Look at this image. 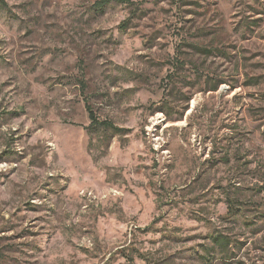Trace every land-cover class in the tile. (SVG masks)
<instances>
[{"label":"rangeland","instance_id":"374dc122","mask_svg":"<svg viewBox=\"0 0 264 264\" xmlns=\"http://www.w3.org/2000/svg\"><path fill=\"white\" fill-rule=\"evenodd\" d=\"M2 1L0 264H264V0Z\"/></svg>","mask_w":264,"mask_h":264},{"label":"trees","instance_id":"16d2710c","mask_svg":"<svg viewBox=\"0 0 264 264\" xmlns=\"http://www.w3.org/2000/svg\"><path fill=\"white\" fill-rule=\"evenodd\" d=\"M116 3V4H126V5H130L133 6L134 4L130 1V0H99L97 1L94 6L97 7L99 10H103L105 8H107L108 6H110L111 4ZM6 3L5 1L0 0V8L5 9L6 8ZM88 112H89V118L91 119V123L93 125H100L104 128L107 129H112L113 131L116 132H121L119 129L115 128L111 123L109 122H99L98 119L95 117L94 113L92 112V110L90 109V107L87 106ZM228 210H229V214L236 216V214H234L232 212V206L229 205L228 206ZM212 245L211 246H220L222 248H229L230 246V242L225 238V237H212Z\"/></svg>","mask_w":264,"mask_h":264}]
</instances>
